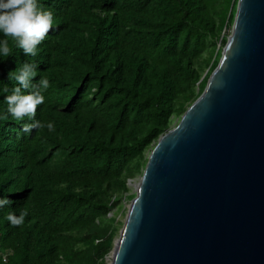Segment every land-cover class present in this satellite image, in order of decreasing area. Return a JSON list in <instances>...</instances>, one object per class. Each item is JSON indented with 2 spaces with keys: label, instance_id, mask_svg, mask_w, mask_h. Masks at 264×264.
Segmentation results:
<instances>
[{
  "label": "trees",
  "instance_id": "obj_1",
  "mask_svg": "<svg viewBox=\"0 0 264 264\" xmlns=\"http://www.w3.org/2000/svg\"><path fill=\"white\" fill-rule=\"evenodd\" d=\"M41 3L55 28L38 56L14 48L0 61V113L23 63L52 84L34 118L45 127L28 135L27 117L0 121V197L12 201L0 209V264H106L119 228L109 214L136 196L130 180L204 92L238 0ZM23 211L11 227L8 213Z\"/></svg>",
  "mask_w": 264,
  "mask_h": 264
},
{
  "label": "water",
  "instance_id": "obj_2",
  "mask_svg": "<svg viewBox=\"0 0 264 264\" xmlns=\"http://www.w3.org/2000/svg\"><path fill=\"white\" fill-rule=\"evenodd\" d=\"M135 187L110 264H264V0H238L204 92Z\"/></svg>",
  "mask_w": 264,
  "mask_h": 264
},
{
  "label": "clouds",
  "instance_id": "obj_3",
  "mask_svg": "<svg viewBox=\"0 0 264 264\" xmlns=\"http://www.w3.org/2000/svg\"><path fill=\"white\" fill-rule=\"evenodd\" d=\"M54 28V13L45 9L41 0H0V61L12 56L14 48L22 50L26 56H38V46ZM10 41L13 46H10ZM38 69L39 65L30 61L9 72L8 79L16 86L13 87L12 94L5 97L6 111L0 113V121H6L9 117L16 121H23L27 117L33 121L22 126L21 131L28 135H31L33 129L45 127L34 118L37 107L45 103L43 93L52 87L49 79L44 76H40L39 81L34 83ZM7 91V87L2 89L3 93ZM46 127L49 131L55 130L52 122H48ZM11 202L7 195L0 197V209ZM26 215V211L19 215L9 212L6 220L11 227H20L24 224Z\"/></svg>",
  "mask_w": 264,
  "mask_h": 264
},
{
  "label": "rangeland",
  "instance_id": "obj_4",
  "mask_svg": "<svg viewBox=\"0 0 264 264\" xmlns=\"http://www.w3.org/2000/svg\"><path fill=\"white\" fill-rule=\"evenodd\" d=\"M233 24H234V22H233ZM233 24H232V26H233ZM231 32H232V28H231V30H230V31L228 32V34H227V39H228V37L231 35ZM225 45H226V44H224V45L221 47V56H222V52H223V50H224ZM221 56H220L219 60L221 59ZM206 71H208V69H207ZM140 179H141V176H138L137 178H135V180H131L132 183H133V185H130L131 190H130V192L127 194L128 196H131V195H133V194H136V187H135V186L139 183ZM134 197H135V196H131L130 198H124V200H123V201H124V202H123V204H124V208L121 209V210H119L118 208H114V209L110 212V214H109V215L112 216V217H113V216L116 217V220H117V223H118V225H119V228H118V230H117V232H116V234H115V237H114V244H113V249H112L110 255H109V256L107 257V259H106V260H107L106 264H110L111 261H112V254H113V250H114L115 244H116L117 240L119 239V237H120V235H121V231H122V229H123L124 223H125L126 218H127V215H128L129 207H130L131 202H132V200H133Z\"/></svg>",
  "mask_w": 264,
  "mask_h": 264
}]
</instances>
